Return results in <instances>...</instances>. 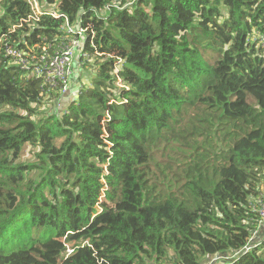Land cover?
Instances as JSON below:
<instances>
[{
    "label": "trees",
    "instance_id": "obj_1",
    "mask_svg": "<svg viewBox=\"0 0 264 264\" xmlns=\"http://www.w3.org/2000/svg\"><path fill=\"white\" fill-rule=\"evenodd\" d=\"M35 1H0V264H264V0Z\"/></svg>",
    "mask_w": 264,
    "mask_h": 264
},
{
    "label": "built area",
    "instance_id": "obj_2",
    "mask_svg": "<svg viewBox=\"0 0 264 264\" xmlns=\"http://www.w3.org/2000/svg\"><path fill=\"white\" fill-rule=\"evenodd\" d=\"M2 1V0H0ZM28 4L34 8L35 15L30 16V19L36 20L37 17H40L41 13L38 9V4L35 0H27ZM55 13H52L51 16H54ZM55 17V16H54ZM77 37L70 41L69 45L64 46L59 50V53H61V56L55 57L51 63L49 64V70L46 72L45 75V83L49 85L50 88H56L58 84L62 85L61 91H66V76L64 75L63 70V64L68 59L72 58L73 56H78V58H82L81 64H83L84 60H87L89 58L88 55L79 53L80 51H83L82 48L84 46V41L86 40V36H84L85 29H83L81 26L77 25L75 27ZM71 28L67 29L68 34L71 31ZM258 41L260 42V45L264 47V33L261 34L258 38ZM65 50V51H64ZM44 51V54L39 59L43 61L45 57H48V54ZM4 56L8 58V60L12 63H14L21 71L27 72L31 68V64L34 63L37 60V54H28L26 52H23L21 50H18L12 46L5 45L4 48ZM78 62V61H76ZM62 67V68H61ZM36 76L40 74V67H36L33 71ZM258 213L261 218L260 224L264 221V202L261 204L260 208L258 209ZM260 231V226L258 225L256 228V231L254 233V237L257 234V232ZM257 236V235H256ZM253 237V238H254ZM262 239L264 240V234L262 236ZM68 252H71L68 250Z\"/></svg>",
    "mask_w": 264,
    "mask_h": 264
},
{
    "label": "rangeland",
    "instance_id": "obj_3",
    "mask_svg": "<svg viewBox=\"0 0 264 264\" xmlns=\"http://www.w3.org/2000/svg\"><path fill=\"white\" fill-rule=\"evenodd\" d=\"M117 1H119V0H117ZM127 1H129V0H127ZM214 55H215V53H208V54L203 55V57L206 60H211V59H213ZM76 61H77L76 60V56H73L72 58H70L67 61H65L64 64H63L64 75L67 78L66 79L67 83H66V91L65 92L69 93L70 91H74L75 92L74 95H76L78 93L79 88H80V84L82 82L86 83V81L89 79V77H90V75L92 73L91 69H92V64H93V61H94V57L89 55V58L85 61L83 66H79L78 62H76ZM72 81H74V86L73 87L71 86ZM212 260L213 259L209 260L206 264H214L216 262V261H214V260L212 261Z\"/></svg>",
    "mask_w": 264,
    "mask_h": 264
},
{
    "label": "crops",
    "instance_id": "obj_4",
    "mask_svg": "<svg viewBox=\"0 0 264 264\" xmlns=\"http://www.w3.org/2000/svg\"><path fill=\"white\" fill-rule=\"evenodd\" d=\"M71 86L72 87L74 86V81H72ZM74 93H75L74 91H70L66 96L72 98L74 96ZM65 99H66V97H65ZM263 234H264V221L262 222L261 227H260V231H259L260 236H263Z\"/></svg>",
    "mask_w": 264,
    "mask_h": 264
}]
</instances>
